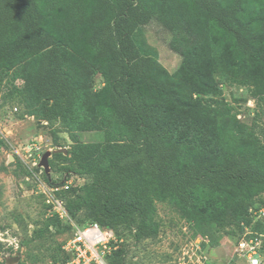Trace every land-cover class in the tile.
I'll use <instances>...</instances> for the list:
<instances>
[{"label":"trees","instance_id":"16d2710c","mask_svg":"<svg viewBox=\"0 0 264 264\" xmlns=\"http://www.w3.org/2000/svg\"><path fill=\"white\" fill-rule=\"evenodd\" d=\"M151 21L182 46V78L136 46L135 30ZM17 69L26 114L71 142L70 157L53 158L90 178L61 192L69 215L84 209L80 225L154 238V201L168 198L199 227L236 224L239 237L264 239L248 203L264 192V154L231 138L214 79L221 69L264 100V0H0V78ZM83 132L103 141L82 144ZM59 253L54 264L67 259Z\"/></svg>","mask_w":264,"mask_h":264},{"label":"rangeland","instance_id":"374dc122","mask_svg":"<svg viewBox=\"0 0 264 264\" xmlns=\"http://www.w3.org/2000/svg\"><path fill=\"white\" fill-rule=\"evenodd\" d=\"M132 37L144 56L155 58L174 78L183 77L182 46L174 45L169 32L156 21L138 27ZM222 73L218 69L214 79L228 107L231 138L251 141L264 154V100L253 99L248 86L233 83ZM21 74V69H17L0 78V263L54 264L53 260L60 258L59 246L70 234L66 232V225L70 224L45 229L48 218L52 217H44L37 184L61 186L64 180H71L75 187L81 188L90 178L70 172V162L53 158L60 150L67 155L71 142L65 133L54 137L46 122L26 114L18 94L23 86ZM102 81L95 75L92 89L102 87ZM78 136L82 144L103 141L98 132H83ZM46 152H49L48 165L51 164L47 171L40 165ZM248 203L264 209V192ZM154 207L156 237L135 241L132 231L124 224L112 229L122 240L113 255L119 264H247L235 251L240 238L236 224L199 227L184 217L168 198L155 200ZM69 219L74 225L89 221L84 209L76 216L69 215ZM261 224L264 229V219ZM262 246L261 264H264V239Z\"/></svg>","mask_w":264,"mask_h":264},{"label":"built area","instance_id":"2783aa9c","mask_svg":"<svg viewBox=\"0 0 264 264\" xmlns=\"http://www.w3.org/2000/svg\"><path fill=\"white\" fill-rule=\"evenodd\" d=\"M70 187H75L71 180H64L61 186H47L41 182L37 184V195L44 206V217L56 218L61 223H69L71 227L70 234L61 243V251L67 259L56 264H112L114 252L118 250L122 240L113 230L103 228L95 222L83 225L70 223L66 202L61 195L62 191H67ZM249 211L256 219L264 217L263 208ZM249 233L245 229V233L238 239L236 254L247 264H261L262 241L255 237L247 238Z\"/></svg>","mask_w":264,"mask_h":264},{"label":"water","instance_id":"95a60500","mask_svg":"<svg viewBox=\"0 0 264 264\" xmlns=\"http://www.w3.org/2000/svg\"><path fill=\"white\" fill-rule=\"evenodd\" d=\"M62 150L58 151L59 153H62L61 152ZM65 151V150H63ZM49 156V152H46L44 154V156L42 157L41 159V162H40V165L45 169V171H47L49 169V165H48V162H47V157Z\"/></svg>","mask_w":264,"mask_h":264}]
</instances>
